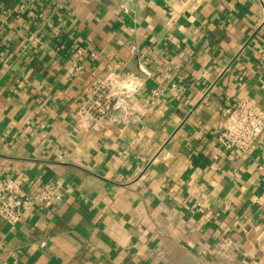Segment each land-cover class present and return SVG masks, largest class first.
<instances>
[{"label":"crops","instance_id":"1","mask_svg":"<svg viewBox=\"0 0 264 264\" xmlns=\"http://www.w3.org/2000/svg\"><path fill=\"white\" fill-rule=\"evenodd\" d=\"M243 99L264 0H0V184L59 191L0 216V264H264V132L220 140Z\"/></svg>","mask_w":264,"mask_h":264},{"label":"built area","instance_id":"2","mask_svg":"<svg viewBox=\"0 0 264 264\" xmlns=\"http://www.w3.org/2000/svg\"><path fill=\"white\" fill-rule=\"evenodd\" d=\"M144 72L147 69L141 65ZM264 132V110L248 99L233 101L225 110L220 140L230 151H248ZM56 186L47 184L30 193L16 180L7 178L0 184V216L12 225L18 224L33 203L44 205L58 198ZM46 241L41 242L44 247Z\"/></svg>","mask_w":264,"mask_h":264}]
</instances>
